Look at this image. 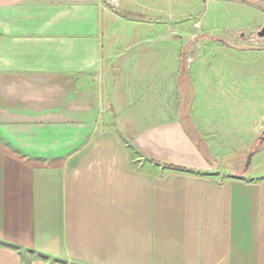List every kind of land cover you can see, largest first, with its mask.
<instances>
[{
  "label": "crops",
  "instance_id": "1",
  "mask_svg": "<svg viewBox=\"0 0 264 264\" xmlns=\"http://www.w3.org/2000/svg\"><path fill=\"white\" fill-rule=\"evenodd\" d=\"M122 1L0 0V264H264V90Z\"/></svg>",
  "mask_w": 264,
  "mask_h": 264
},
{
  "label": "rangeland",
  "instance_id": "2",
  "mask_svg": "<svg viewBox=\"0 0 264 264\" xmlns=\"http://www.w3.org/2000/svg\"><path fill=\"white\" fill-rule=\"evenodd\" d=\"M122 5L128 18L164 24L168 26L170 35L178 31L175 39L187 47L181 53L184 52L185 57L196 55L202 60L199 71L215 72L230 65L233 72H248L250 87L264 90V43L260 46L262 51L255 52L252 39L256 30L264 25V0H124ZM175 39L173 42H177ZM200 43H205V47H199L197 53L189 47ZM236 45H243L245 50L239 52ZM225 55L229 56L227 60L232 58V65L219 63L216 59ZM176 100L177 97L173 96L170 103L176 104ZM90 130L95 134L98 128ZM262 131L249 151L262 145L255 153L261 151L256 158L264 167V141L259 143ZM201 145L206 147L204 142ZM243 169L248 171L250 168ZM214 172L222 179L226 177L223 173Z\"/></svg>",
  "mask_w": 264,
  "mask_h": 264
},
{
  "label": "water",
  "instance_id": "3",
  "mask_svg": "<svg viewBox=\"0 0 264 264\" xmlns=\"http://www.w3.org/2000/svg\"><path fill=\"white\" fill-rule=\"evenodd\" d=\"M256 38L258 40H264V26L261 27L257 32H256ZM264 141V128H263V131H262V135L261 137L259 138V143L261 144L262 142ZM262 145H259L257 147H255L252 151H250L247 155H246V158H245V163H244V167L245 168H248L249 165H250V159L252 157V155L259 151L261 149Z\"/></svg>",
  "mask_w": 264,
  "mask_h": 264
},
{
  "label": "built area",
  "instance_id": "4",
  "mask_svg": "<svg viewBox=\"0 0 264 264\" xmlns=\"http://www.w3.org/2000/svg\"><path fill=\"white\" fill-rule=\"evenodd\" d=\"M121 0H101L102 4L106 8H114L116 7Z\"/></svg>",
  "mask_w": 264,
  "mask_h": 264
}]
</instances>
